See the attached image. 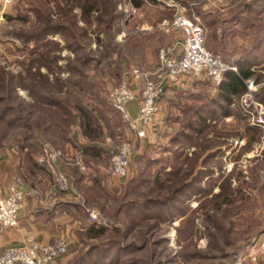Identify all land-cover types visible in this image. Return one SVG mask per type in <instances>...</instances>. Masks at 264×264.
<instances>
[{
    "label": "rangeland",
    "instance_id": "rangeland-1",
    "mask_svg": "<svg viewBox=\"0 0 264 264\" xmlns=\"http://www.w3.org/2000/svg\"><path fill=\"white\" fill-rule=\"evenodd\" d=\"M165 1L173 7H167L157 0H147L143 7L137 8L134 0H117V12H120L121 16L114 24V28L110 29L99 24L96 14L91 20L92 24L88 25L89 23L87 24V21L82 18L79 7L69 11L67 0H12L9 3L0 0V80H3L2 83L11 79L10 81L18 89L19 96L22 99H28V92L21 86L43 92L42 76L50 75V89L55 92L54 98L67 102L71 107L79 104L95 112L94 126L100 128V134L96 135L100 140L93 144L107 150L98 162L85 160L84 146L81 144L87 143L83 141V128L79 125V114L73 109L71 115H65L69 128L66 131L59 130L51 133L49 135L52 136L51 138L47 136L52 142L46 137L44 153L41 156L36 154V156L42 163L41 159L45 158V150L60 153L61 157L54 163L55 170L63 172L70 178L75 170L80 169L85 176L83 175L81 181H77L78 175L75 172L76 176L70 183V189L67 192H61L55 188L52 161L48 158L47 164L44 163L47 171L30 177L29 166L25 160L23 167L19 166L20 161L13 152L17 150L14 143L18 140L22 141L24 136L29 134L30 131H27L24 126L40 125L45 113L38 108H33L34 115L30 117L27 115L30 111L28 107L29 109L22 110L18 114L19 117L15 119V125L12 126L8 137L4 138L5 148L0 149V187L9 189L17 183L25 188L27 185L24 184L23 174H27L35 188L27 187L35 191L42 190L38 195L42 205L62 201L73 202L85 208L86 213L83 215L76 209L77 219L81 223L73 227L72 235L57 236L66 239L69 243V250L63 257L65 261L81 247L76 231L82 229L85 222H92L87 210H93L100 215L101 222L97 224L119 226L120 233L116 234L114 239L124 240L121 238L126 236L127 243L134 242L137 246L142 245L146 239L150 241V244L153 242V245H149L141 252L133 251L128 259L129 264H135V260H142V264H162L161 262L170 260L172 256L177 258V264H264V259L255 258L253 255L256 244L264 235V133L259 142H252L250 148L245 149L252 135L247 133L242 137L245 134L246 124L240 122L237 117L222 120L214 128V134L216 133L219 138V148L226 150V157L223 156L220 161H214L209 165L216 171L217 167H223L224 176L216 183H207L208 179L205 178L202 186L210 188L211 192L208 196L184 204H175L177 208L185 212V215L172 224L155 216L143 219L137 215L138 218L131 210H126L118 220L122 202L159 199V193L150 194L147 190L154 183L153 175L163 166H168L165 169L171 172L175 167L174 163L176 165L173 149L176 152L179 146L173 145L172 140L181 127V120L185 118L184 109L197 102L193 101L197 99L196 97L209 99L215 96L217 86L211 81L190 80L183 88L167 90L168 94L166 92L160 101V111L155 124L150 128L147 137L142 139L136 138L121 115L112 110L109 103L110 90L121 83L125 73L132 69L146 72L156 70L160 51L173 49L182 42L179 32H164L160 28L162 23H172L178 15L184 14L189 19L193 17L206 26L207 39L215 40L213 35L217 34L216 41H218L221 24L217 23L212 29H209L208 24L216 16H219L217 19L227 18L231 12L250 0ZM131 6L138 9L136 16L129 17L126 13L127 9L132 8ZM255 9L258 10V7ZM209 13L214 17L208 18ZM72 15H77L74 23L68 22ZM47 17L52 20L51 26L70 25V31L67 35L64 34V37L61 34L50 37V40L58 46L50 45L44 51L53 58L57 57V63L53 66L55 75L50 74L53 72L49 70V63L32 61L35 58V55L32 56V51H35L37 45L25 42L28 38L26 36L33 38L45 28L43 18ZM251 17L260 24L264 23V15ZM236 41L241 42L240 39ZM262 54L256 53L255 57L262 59ZM119 66L124 67L121 76L118 73L121 70ZM73 68L77 70L71 73ZM262 68H264V62L259 67H254L260 75L259 81L250 80L254 84L253 89H248L237 105H234V109H241L247 124L251 126H256L252 113L256 115V108H259L257 105H262L264 108ZM75 73L76 76L73 75ZM81 76L88 77L83 83L84 87L74 86L75 83L83 82ZM55 78L65 83L64 87L57 83V88L59 87L58 90L61 89V91H56ZM70 79H72L71 83L68 82ZM89 82H92L96 88L90 87ZM245 95L248 97L245 98ZM190 96L194 98L190 99L192 98ZM11 117L14 118L13 115ZM257 127L264 132V127ZM191 134L196 137V134ZM36 136L41 137V134L38 133ZM126 142L130 143L132 150L130 173L127 178L118 179L110 174L111 159ZM196 142L197 140L184 142L182 150L184 149V153L189 157L193 156L195 151L200 153ZM231 143L236 147L235 152H227L226 147ZM91 166L106 168L109 170V175L96 178L88 170L93 169ZM184 166L187 168V162ZM197 170L198 168L193 171L187 181L195 177ZM142 171L144 174L141 176ZM164 174L167 173L164 172ZM254 175L257 176L255 179H253ZM165 176L164 179L167 178V175ZM218 176L217 172L214 177L217 179ZM136 178L141 179L142 183H137L136 186L135 183L131 185L129 182ZM227 179L232 184L231 187L235 188L237 185L240 188L243 187L245 195L238 196L237 201L229 208L213 214V204H207V202L220 192L221 183ZM203 206L205 209L196 213ZM207 210L210 216L205 217L204 213ZM260 230H263L261 236L253 238L251 244L247 245V239ZM159 238L166 240L163 243L165 245L156 247L157 251H155L154 242ZM3 251L2 246L0 255ZM153 252H156L153 254L156 259L151 260Z\"/></svg>",
    "mask_w": 264,
    "mask_h": 264
},
{
    "label": "trees",
    "instance_id": "trees-1",
    "mask_svg": "<svg viewBox=\"0 0 264 264\" xmlns=\"http://www.w3.org/2000/svg\"><path fill=\"white\" fill-rule=\"evenodd\" d=\"M146 1L147 0H134V5L137 8H141ZM117 3V0H67L69 11L73 10L75 7H79L82 18L87 21V24L89 23L88 25L92 24L91 20L96 14V19L99 24L102 27L110 29L114 28V24L121 16L120 12H117ZM255 7H258V10H256ZM208 15V18L214 17L211 13ZM254 15H264V0H250L240 8L231 12L227 18L217 19L219 16H216L212 22L208 24L209 29H212L217 23L221 24L222 27L220 28V34H218V38H220L218 41H216L217 34H212L215 39L212 40L207 39L206 32L205 47L229 66L235 67L236 71L231 70L225 74L222 84L217 87L215 96L209 99L196 97L197 99L193 101L197 102L188 105L184 109L185 118L181 120V127L172 140L173 145L179 146L176 152L173 149L176 165L174 163L175 167L171 172L166 171L165 168L168 166H163L159 172L153 175L154 183L147 190L150 194L155 192L159 193V199H148L144 202H122L120 204L121 213L117 216L118 220L126 210H131L135 213L136 217L140 216L145 219L150 216H155L159 217L162 221H168L172 224L175 220L185 215V212H183L181 208H177L175 204H184L208 196L211 192L210 188L207 189L202 186L205 178L208 179L207 183H216L224 176L223 167H217L216 171L215 168L209 166L210 163L214 161H220L223 156L226 157V150L219 148L218 135L216 133L214 134V128L220 121L231 117H237L240 122L246 124L245 134H243L242 137L246 136L247 133L252 135L250 136L251 140L249 139L247 142L248 147L245 148L247 150L250 148L252 142H259L261 140L264 133L263 130L257 126L248 125L246 117L241 109H234V105H237L239 99L248 92L247 82L252 79H256V82L259 81L260 75L254 70V67H259L264 62V23H258L255 18L251 17ZM76 17L77 15H72L68 22L74 23ZM43 19L45 28L33 38L26 36L28 38L25 42L37 45L34 49L35 51H32L33 53L31 52L32 56L35 55L32 61H45L49 63V70L53 72L50 74L55 75L53 66L57 63V57L53 58L49 53H45L44 51H46L45 49L50 45L58 46L50 40V37L58 34L64 37V34L67 35L70 31V25L51 26L52 20H49L48 17ZM191 19H193V17ZM200 24L205 30L207 29L203 23ZM213 31L212 33H214ZM237 39H240L241 42H237ZM256 53H263V60L255 57ZM119 67L121 70L118 73L119 76H121L124 67ZM76 70L77 69L73 68L71 73H74ZM262 70L264 71V68H262ZM73 75L76 76V73ZM49 78L50 75L48 74L42 76L43 92L21 86L28 92L29 100L22 99L21 96H19L18 89L13 82L10 81L11 79L4 83H2L3 80H0V127H2L0 128V149L3 150L5 148L4 138L8 137L7 135L13 128L12 126L15 125V119H18V114L22 110H27L29 109L28 107H30L29 114H27L30 117L34 115L33 108H38L45 113L44 120L40 125L36 124L33 127H29L28 125L24 126L27 131H30L29 134L27 133L22 141L18 140L14 143L17 146V150L13 152L20 161L19 166L23 167L26 162L29 166L28 174L30 177L31 175H37L47 171L44 167V163L42 164L39 162V158H37L36 154H40L39 156H41V154L44 153V144L47 142L45 140L47 136L51 133H56L55 131H66L67 128H69L65 115H71L73 109L79 114V125L83 128L82 134L87 140V144L83 145L85 160L98 162L103 158V154L107 152V150L102 147L90 146V143H98L100 140V138L96 137V135L100 134V128L94 126V123H96V116H94L95 112L79 104L71 107L67 102L66 104L62 100L54 98L55 92L50 89L51 83L49 82ZM87 78V76H81L83 82L75 83L74 86H83ZM13 81H15L14 78ZM55 81L54 85L56 88L57 83L64 87L65 83L60 82L58 78ZM71 81L72 79L68 82L71 83ZM89 84L90 87L96 88L92 82H89ZM58 89L59 87L56 91H61V89ZM190 97H192L190 99L194 98V96ZM198 102H200V104H198ZM11 115H13L14 118L11 117ZM38 133L41 134V137L36 136ZM191 133L196 134V137ZM41 138H43V140ZM50 138L48 139L52 142ZM194 140H197L196 143L200 153L195 151L194 155L189 157L188 154L184 153V149L182 150V148L184 147V142L188 143ZM226 149L228 150L227 152H235L236 147L231 143L227 145ZM185 162H187V168L184 166ZM196 168H198V170L196 171L195 177L187 181L188 177L192 175ZM75 172L78 175L77 181H81L85 174H82L80 169L75 170ZM75 172L68 178L70 179L69 181H71L70 183H72V179L76 176ZM164 172L167 174H164ZM217 172L219 176L216 179L214 175ZM143 174L144 171L140 172L141 176ZM23 175L25 176V178H23L24 184L35 188V185L29 180L30 178L28 175ZM165 175H167L166 179H164L166 177ZM253 177V179H255L257 176L254 175ZM139 178L131 180L129 183L131 185L135 183V186L138 185L137 183H142V180ZM73 182L74 184L76 183L75 180ZM231 186L232 184L228 182V179L225 182L223 181L221 183L220 192L212 196L207 202V204H213V214L229 208L234 205L238 196L242 197L245 195L243 194V187L240 188V186L237 185V187L233 188ZM75 207L80 214L83 215V213H86L84 211L85 208L77 204ZM203 209H205L204 206L196 213L203 211ZM204 215L205 217L210 216L209 211H205ZM76 233L80 240L79 243H81V247L74 251L72 257H67L66 264H129L128 259L133 251L141 252L148 248L149 245H153V242L150 244V241L147 239L143 241L142 245L138 246L134 242L127 243L125 241L126 236L121 238L124 240L114 239L113 237H116V234L120 233L119 226L115 224L107 226L104 224L99 225L94 222H85L82 229L76 231ZM262 233L263 230H260L254 235L252 234L253 236H250L246 241L247 245L251 244L253 238H259ZM165 241L166 240L162 238L155 240V251H157L156 247L158 246L164 247L163 245L165 244L163 243ZM153 254H156V252L152 253L150 257L151 260L156 259V256ZM176 260L177 258L172 256L170 260L161 263L177 264ZM141 261L135 260V264H142Z\"/></svg>",
    "mask_w": 264,
    "mask_h": 264
},
{
    "label": "built area",
    "instance_id": "built-area-1",
    "mask_svg": "<svg viewBox=\"0 0 264 264\" xmlns=\"http://www.w3.org/2000/svg\"><path fill=\"white\" fill-rule=\"evenodd\" d=\"M6 3L12 0H5ZM167 7H173L165 0H157ZM127 9L129 17L136 16L138 9ZM160 28L166 33L179 32L182 42L173 49H163L159 53L158 66L153 72L132 69L125 73L121 83L109 92L111 108L121 115L128 129L136 138H146L150 128L155 124L160 111V101L169 89H180L192 81H211L220 86L227 72L236 68L230 67L219 57L205 47L206 30L197 21L181 14L172 23L164 22ZM249 90L254 84L247 82ZM248 95H245L247 98ZM138 104V117L135 119L129 111V104ZM256 115L252 113L254 124L264 127V108L257 105ZM132 150L126 142L111 159L113 177L124 179L129 176ZM61 157L60 153L45 150L46 163L50 158L57 190L67 192L70 189L68 177L61 171L55 170L54 163ZM47 164V163H46ZM27 192L20 184H14L5 196L0 197V227L14 229L19 225L20 214L25 209ZM92 222L100 223V215L93 210H87ZM69 250L66 239L57 237L49 244L30 241L25 246L10 247L0 255V264H53L63 258ZM255 258L264 259V235L255 246Z\"/></svg>",
    "mask_w": 264,
    "mask_h": 264
},
{
    "label": "crops",
    "instance_id": "crops-1",
    "mask_svg": "<svg viewBox=\"0 0 264 264\" xmlns=\"http://www.w3.org/2000/svg\"><path fill=\"white\" fill-rule=\"evenodd\" d=\"M128 107L131 116L136 119L139 111L138 104L132 102ZM83 141L87 143L85 138ZM81 145H84V143ZM90 146L97 147L93 143H90ZM91 168L93 169L89 168L88 170L96 178L109 175V170L106 168H101L100 166H91ZM7 190L8 187H0V196L6 195ZM24 190L28 196L25 209L20 214L18 227L14 229L0 227V247L3 246L4 250L10 247L25 246L30 241L49 244L57 236L68 237L72 235L71 231L73 227L81 223L77 219L75 203L60 201L49 205L45 203L42 205L38 199V195L42 190L37 189L35 191L27 186ZM53 264H66V261L63 258Z\"/></svg>",
    "mask_w": 264,
    "mask_h": 264
}]
</instances>
